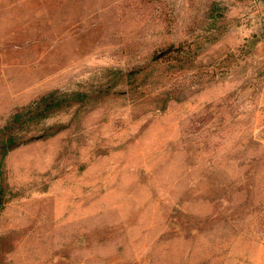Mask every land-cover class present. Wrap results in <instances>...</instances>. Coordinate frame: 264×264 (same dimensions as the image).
<instances>
[{
  "label": "rangeland",
  "instance_id": "374dc122",
  "mask_svg": "<svg viewBox=\"0 0 264 264\" xmlns=\"http://www.w3.org/2000/svg\"><path fill=\"white\" fill-rule=\"evenodd\" d=\"M252 6L0 0V264H264Z\"/></svg>",
  "mask_w": 264,
  "mask_h": 264
},
{
  "label": "trees",
  "instance_id": "16d2710c",
  "mask_svg": "<svg viewBox=\"0 0 264 264\" xmlns=\"http://www.w3.org/2000/svg\"><path fill=\"white\" fill-rule=\"evenodd\" d=\"M87 97V94L84 92H70V93H65V92H59V91H50L42 96H40L36 101H34L33 110L36 111L34 115L36 118H44L45 116L48 115V112L53 110L54 108L59 107L62 103H70L72 101H80L84 100V98ZM22 112H15L12 117L10 122L5 124L2 127V131L5 132L7 129H10L13 125H10V123H16L18 121H21L22 117ZM26 141L25 140H17L16 136L9 133L7 134V137L5 139H0V151L2 154H5L8 150L11 148L19 145L20 143ZM1 207V203H0Z\"/></svg>",
  "mask_w": 264,
  "mask_h": 264
},
{
  "label": "crops",
  "instance_id": "0c3cea01",
  "mask_svg": "<svg viewBox=\"0 0 264 264\" xmlns=\"http://www.w3.org/2000/svg\"><path fill=\"white\" fill-rule=\"evenodd\" d=\"M253 3L252 8L247 12L242 10L243 13L236 20L235 24H259L261 32V45L264 51V0H251ZM264 58V53L262 54Z\"/></svg>",
  "mask_w": 264,
  "mask_h": 264
}]
</instances>
